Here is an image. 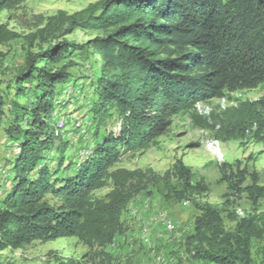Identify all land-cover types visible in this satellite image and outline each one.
<instances>
[{
	"label": "trees",
	"instance_id": "1",
	"mask_svg": "<svg viewBox=\"0 0 264 264\" xmlns=\"http://www.w3.org/2000/svg\"><path fill=\"white\" fill-rule=\"evenodd\" d=\"M23 1L0 0V12ZM42 25L27 35L28 42L38 38L49 42L29 56L27 67L34 72L22 70L8 83L0 82V129L19 142L13 183L1 200L0 250L22 248L35 240L46 242L54 230L67 225L109 261L104 249L124 232L122 215L129 202L160 180L152 169L138 172L117 164L128 152L146 149L168 130L175 115L197 102L222 96L225 90L264 83V0H102L97 11L59 10ZM78 29L105 32L89 46L100 66L98 100L91 118L106 124L118 117L120 129L99 142L93 156L73 173L74 165L65 166L69 143L57 130L54 100L78 77L69 67L80 65L74 59L82 58L86 45L53 41ZM18 36L0 23V44ZM170 45L191 49L183 57L171 58ZM35 64L39 66L33 70ZM30 91L33 102L26 111L23 108L24 117L12 124L13 106L19 107V98ZM238 111L229 134L244 136L256 123L257 136L263 138L264 98L246 100ZM51 153L55 154L51 162H44ZM175 172L182 188L169 183L168 195L176 201L191 200L195 209L185 253L209 264H254L252 241L264 239V218L241 217L229 234L222 211L193 197L202 188L192 184L191 170L179 161ZM254 177L250 192L257 203L264 188ZM109 179L114 188L103 198H93L92 192ZM46 194L57 196L59 203L37 204ZM58 264L81 263L69 259Z\"/></svg>",
	"mask_w": 264,
	"mask_h": 264
},
{
	"label": "rangeland",
	"instance_id": "2",
	"mask_svg": "<svg viewBox=\"0 0 264 264\" xmlns=\"http://www.w3.org/2000/svg\"><path fill=\"white\" fill-rule=\"evenodd\" d=\"M102 0H25L12 9L0 12V23L6 24L19 36L0 44V82L8 83L20 71H31L27 65L29 56L46 48L48 41L39 38L27 41V35L37 31L42 22L59 10L73 13L82 9L97 11ZM103 30H75L73 33L54 40H69L85 43L82 58L74 59L80 65L69 67L76 77L66 87V93L55 98L57 106L56 127L69 143L65 166H73L74 173L80 164L92 157L98 143L111 132H118V117L99 124L92 120V110L98 100L99 77L98 55L90 48V41L104 35ZM170 45L171 58L183 57L191 47ZM34 65V69L38 67ZM82 76H85V80ZM75 84L79 89L72 90ZM84 86V87H83ZM35 90H33L34 92ZM33 92L18 100L20 106H13L11 123L24 117L33 102ZM264 98V83L255 88L236 91L225 90L222 96L197 102L194 108L181 112L172 118L168 130L146 149L128 152L116 167L146 171L152 169L160 176L148 191L135 196L122 215L124 232L104 250L111 260H102L99 249L90 246L67 225L53 231V238L46 242L35 240L22 248L0 250V264H58L74 259L81 264L103 262V264H209L193 259L185 253L186 236L192 230L195 209L191 200L181 201L169 196V183L182 188V181L175 172L182 161L191 170V182L200 193L194 198L217 206L223 214L225 230L231 234L237 219L257 215L264 218V196L253 202L250 188L256 184L264 188V133L257 136L258 125L254 123L244 136H232L228 128L234 124L238 110L246 100ZM24 108V111H23ZM44 137L41 139L43 140ZM218 151L211 147L212 142ZM19 152V142L7 137L0 129V208L1 200L12 186L13 162ZM51 153L44 162H51ZM53 162V161H52ZM67 172H69L68 170ZM39 165L33 171L36 176ZM64 170V169H63ZM65 172L64 174H70ZM114 188L109 179L106 184L92 192L93 198H103ZM59 198L46 194L37 204L54 206ZM69 224V223H65ZM69 231V233H64ZM254 264H264V239L252 241Z\"/></svg>",
	"mask_w": 264,
	"mask_h": 264
},
{
	"label": "bare ground",
	"instance_id": "3",
	"mask_svg": "<svg viewBox=\"0 0 264 264\" xmlns=\"http://www.w3.org/2000/svg\"><path fill=\"white\" fill-rule=\"evenodd\" d=\"M215 145H218V142H217V141H213L211 147L214 148L213 150L218 151V150H217L218 148H217Z\"/></svg>",
	"mask_w": 264,
	"mask_h": 264
}]
</instances>
